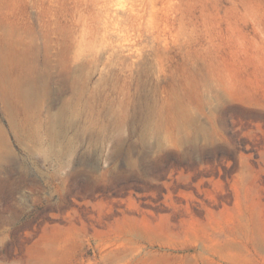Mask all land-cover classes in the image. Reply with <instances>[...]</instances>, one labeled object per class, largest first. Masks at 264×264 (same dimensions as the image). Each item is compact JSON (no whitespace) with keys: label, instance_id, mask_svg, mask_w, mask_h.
<instances>
[{"label":"rangeland","instance_id":"rangeland-1","mask_svg":"<svg viewBox=\"0 0 264 264\" xmlns=\"http://www.w3.org/2000/svg\"><path fill=\"white\" fill-rule=\"evenodd\" d=\"M0 131V264H264V0H0Z\"/></svg>","mask_w":264,"mask_h":264},{"label":"bare ground","instance_id":"bare-ground-1","mask_svg":"<svg viewBox=\"0 0 264 264\" xmlns=\"http://www.w3.org/2000/svg\"><path fill=\"white\" fill-rule=\"evenodd\" d=\"M16 92V98L17 101H22V108L24 110H27L30 106L32 101L31 95L29 93V90H24L21 91L20 88L18 87L17 89L14 90ZM3 98V96H1V99ZM19 103V102H18ZM19 110V108H17ZM1 132V131H0Z\"/></svg>","mask_w":264,"mask_h":264}]
</instances>
